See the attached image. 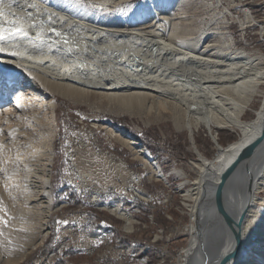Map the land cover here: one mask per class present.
Wrapping results in <instances>:
<instances>
[{
  "label": "bare ground",
  "instance_id": "obj_1",
  "mask_svg": "<svg viewBox=\"0 0 264 264\" xmlns=\"http://www.w3.org/2000/svg\"><path fill=\"white\" fill-rule=\"evenodd\" d=\"M135 1L0 2V30L13 28L9 21L16 20L27 32L0 41L6 49L0 52V131L19 139L21 164L14 174V202L0 195V264L20 263L46 238L55 104L45 97L51 95L74 101L77 95L95 96L119 107L121 115L146 114L170 120L190 136L200 128L212 136L215 158L197 153L193 166L198 175L182 195L194 223L180 264H218L234 253L232 232L214 198L226 171L245 148L255 146L258 150L226 189L228 213L237 222L243 217L240 245L228 264H264V49L241 47L226 14L215 7L196 16L184 6L192 0ZM250 11L239 23L259 27L264 38V16L256 19ZM20 79L27 87L14 92ZM258 101L259 109L248 120L247 112ZM7 103L11 108L1 106ZM12 121L22 126L12 127ZM219 129L233 130L238 139L219 145ZM127 142L149 178L162 180L148 152ZM107 210L132 229L129 214L119 207ZM125 260L120 253L117 263Z\"/></svg>",
  "mask_w": 264,
  "mask_h": 264
},
{
  "label": "rangeland",
  "instance_id": "obj_2",
  "mask_svg": "<svg viewBox=\"0 0 264 264\" xmlns=\"http://www.w3.org/2000/svg\"><path fill=\"white\" fill-rule=\"evenodd\" d=\"M190 2L184 5L190 15H207L209 7H215L220 15L226 14L241 47L264 49L259 27L244 28L243 22L239 23L246 10H251L256 19L264 16V0ZM24 79L18 81L14 92L27 87ZM45 98L55 104L53 142L48 155L52 209L44 231L46 238L23 261L10 263L112 264L120 261L121 253L126 255L123 264H180L191 240L187 231L194 223V216L182 205V195L192 188L198 175L193 166L197 153L210 160L215 158L217 144L212 136L203 128L190 136L187 131H177L170 120L156 121L146 114L121 115L119 107L95 96L77 95L75 101L58 95ZM260 105V101L256 102L247 112L248 120ZM1 106L11 108L10 103ZM10 126L17 128L22 123L12 121ZM10 134L11 131H0V195L14 202V174L21 165L17 162L20 141ZM127 138L148 152L162 170V180L149 178L148 168L133 154ZM217 138L218 144L225 147L236 141L238 134L219 129ZM132 170L140 177L133 191L139 190L144 195L142 199L126 191ZM89 181L98 191L95 206L94 189H85ZM112 207L132 217L131 230L126 229L124 220L107 210ZM86 248L91 250L83 254Z\"/></svg>",
  "mask_w": 264,
  "mask_h": 264
},
{
  "label": "water",
  "instance_id": "obj_3",
  "mask_svg": "<svg viewBox=\"0 0 264 264\" xmlns=\"http://www.w3.org/2000/svg\"><path fill=\"white\" fill-rule=\"evenodd\" d=\"M257 150L258 149L255 148V146H249L241 152L240 156L236 160L237 162L226 171L224 183L218 187L217 192L215 193L214 202L216 205L218 215L221 217L222 222L226 225V227L230 229V231L232 232V236L234 238V244L236 246L235 250L233 251L234 253L236 252V250L238 249L240 245L238 230L241 229L243 217L239 218L237 222V221H234L232 217L230 216V214L228 213V210H227L228 208L225 202L226 201L225 199L226 191H227L226 189L228 187V184L231 183L234 176L239 171H241L244 162L249 160ZM234 253L223 257L222 260L218 264H228L230 259L234 256ZM203 258H204L203 261L206 262V258L205 257Z\"/></svg>",
  "mask_w": 264,
  "mask_h": 264
},
{
  "label": "built area",
  "instance_id": "obj_4",
  "mask_svg": "<svg viewBox=\"0 0 264 264\" xmlns=\"http://www.w3.org/2000/svg\"><path fill=\"white\" fill-rule=\"evenodd\" d=\"M115 135L114 134H111V137H114ZM70 161L73 163L74 161V158L71 157L70 158ZM129 185L127 186V189L126 191L129 192L130 194L133 193L135 195V197L137 198H141L144 196L139 190H136V192L133 191L134 189V184L138 185L140 183V177H137L136 176V171L135 170H132L129 172ZM85 189H94V196H93V201H92V206H95L94 203H96V196H98V191L97 189L95 188V185L93 182L89 181L87 182V185H86V188ZM100 206H103L102 204H100ZM96 244V242H95ZM93 248V246H92ZM91 250V248H86V251L85 252H82L83 254L85 253H89ZM146 263V260L144 261Z\"/></svg>",
  "mask_w": 264,
  "mask_h": 264
},
{
  "label": "snow or ice",
  "instance_id": "obj_5",
  "mask_svg": "<svg viewBox=\"0 0 264 264\" xmlns=\"http://www.w3.org/2000/svg\"><path fill=\"white\" fill-rule=\"evenodd\" d=\"M0 2H2V0H0ZM31 7H35V5H31ZM4 13L0 12V16H3ZM30 15V14H29ZM54 15V14H52ZM9 23H11L13 25V28L8 29V30H0V41H5L7 40L9 37H16L18 35L20 36H27V32L24 31V28L22 25L18 24V21L13 20V21H9ZM34 26V25H32ZM53 31H55V29H53ZM7 32V35H5L4 33ZM57 35H60L59 33H57ZM65 43H67L68 41H64ZM6 51V49L2 46H0V52H4ZM15 53H13L14 55Z\"/></svg>",
  "mask_w": 264,
  "mask_h": 264
},
{
  "label": "trees",
  "instance_id": "obj_6",
  "mask_svg": "<svg viewBox=\"0 0 264 264\" xmlns=\"http://www.w3.org/2000/svg\"><path fill=\"white\" fill-rule=\"evenodd\" d=\"M199 145V143H197ZM174 196L177 198L178 195H176V193L174 194Z\"/></svg>",
  "mask_w": 264,
  "mask_h": 264
}]
</instances>
